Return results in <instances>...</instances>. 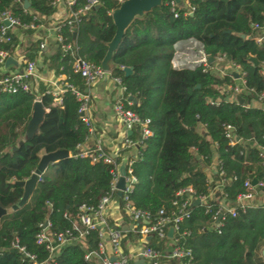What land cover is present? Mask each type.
<instances>
[{
    "label": "trees",
    "instance_id": "1",
    "mask_svg": "<svg viewBox=\"0 0 264 264\" xmlns=\"http://www.w3.org/2000/svg\"><path fill=\"white\" fill-rule=\"evenodd\" d=\"M13 1L0 0V15L10 12L21 26L40 27L55 13V0H27L30 8L26 12L23 5ZM123 1L99 0V6L82 18L74 31L61 27L63 41L47 58V70L63 76L64 83L84 90L82 79L73 73V64L81 59L101 67L115 32L111 14ZM84 3L79 0L78 6ZM188 3L193 8L191 15L176 8L174 18L170 1L166 0L161 7L136 18L110 61L112 77L120 78L125 87L123 97L131 99L132 105L127 108L150 121L152 137L143 141L132 160L130 169L136 184L126 196L135 209L152 217L161 210L170 213L179 191L190 188L195 197L202 198L220 180L222 192L231 202L243 192L247 179L263 183L259 191L264 197V164L256 148L264 149V110L245 107L264 93V76L260 74L264 40L257 45L254 39L259 31L253 29V25L264 29V0ZM21 31L29 36L33 33ZM8 35L10 41L0 42V50L13 57L18 41L11 30ZM189 38L200 42L210 57L225 54L241 67L246 88L253 91L243 106L230 103L213 108L206 104L207 99L218 97L217 87L228 79H215L200 69H172L175 44ZM39 45L38 41L30 43L24 51V62L35 61L37 53L42 52ZM251 60L256 61V66ZM122 67L130 68L132 73L125 77ZM47 90L39 84L37 93L0 94V209L7 210L21 200L23 189L16 183L30 178L42 155L57 151H67L69 155L46 169L25 206L0 217V264H27L18 248L34 255L38 263L47 264H94L84 262V255L98 251L97 230L84 237L86 249L79 243L66 245L52 259L44 246L35 243L39 226L46 222L50 234L71 230L81 206L96 207L110 192L114 172L113 166L76 157L88 135L78 115L79 103L65 90L61 107L53 106L52 97L45 95ZM36 96H40L45 114L37 132L26 139ZM224 125L232 126L239 139L234 147L224 137ZM136 137L132 133L128 139ZM116 164L121 161L116 160ZM216 196L220 197L218 193ZM117 200L122 221L131 225L124 213V202L118 197ZM208 214L204 206H192L189 218L179 225V245L191 250L192 264H264L260 253L264 247V204L238 212L235 218L227 216L219 235L209 230L212 221ZM107 223L109 228L122 231L112 221ZM134 238L131 231H122L124 252L126 243ZM165 241L168 240L151 238L146 245L162 252ZM158 264L184 263L160 258Z\"/></svg>",
    "mask_w": 264,
    "mask_h": 264
},
{
    "label": "built area",
    "instance_id": "2",
    "mask_svg": "<svg viewBox=\"0 0 264 264\" xmlns=\"http://www.w3.org/2000/svg\"><path fill=\"white\" fill-rule=\"evenodd\" d=\"M27 0H14V4H24ZM170 1L171 12L174 18L177 17L176 8L184 10V15H191L193 8L188 1H182L176 5L172 0ZM63 3L67 10V18L58 22L53 31L57 44L62 43L60 35L61 27H68L70 31H74L77 24L93 9L99 6V0H85L83 6H78L79 0H55L54 8L58 4ZM24 9V7H23ZM29 9H24L28 11ZM41 27L21 26L17 19L11 17L10 12H4L0 15V42L8 43L11 37L6 36L9 30H33L37 31ZM254 30H260L258 25H253ZM11 35H13L11 33ZM39 49H44L45 45L43 38L39 37ZM262 39H255V43L260 45ZM63 49H69V46H63ZM10 58L7 52L0 50V68L5 65L6 60ZM173 70L194 71L200 69L202 73L207 74L215 79H228L226 83L217 87L218 97L215 99H207L206 104L213 108H218L224 104L236 102V97L243 99V105L246 97H250L253 91L246 88L244 79V72L241 67L230 59L225 54H217L210 57L204 51L203 46L197 40L189 38L185 41L177 42L174 46V53L170 61ZM125 68H120L123 72ZM73 73L79 75L83 81L84 90H80L71 85L64 83L65 78L59 76L62 80L59 81L57 87L48 89L45 95L52 97V105L61 107L62 94L65 90H69L79 103L78 115L87 127L88 134L93 132L88 111L90 105V98L88 91L98 81L106 78L110 79L112 84L120 90L122 96L117 100L113 106V115L115 119L121 124L124 131L136 133L135 140L124 139L123 149L138 150L143 145V141L152 137V132L149 129L150 121L148 119H141L127 107L132 105L130 98H124L125 87L120 78L112 77L111 70L106 72L101 67L94 66L81 59H76L73 64ZM260 74L264 76V63L261 65ZM37 78V71L34 62H25L23 67L14 73H0V94H16L19 91L31 92V81ZM34 102H40V96H36ZM238 105V104H237ZM242 105V106H243ZM247 109H263L264 110V93L258 95L254 100H251L246 106ZM224 137L228 140V145L234 147L239 143V139L235 136V131L230 125L223 126ZM258 158L264 164V149L258 148ZM193 151V149H191ZM78 158H87L92 162H102L105 165L113 166L112 182L110 192L99 201L96 207L81 206L75 217V223L71 230L59 234H50L48 232L49 223L40 225V230L35 236V243L39 246H44L52 259L58 251L66 246L79 243L82 249H86L83 242L84 237L90 231L97 230L99 232V245L97 252H86L84 255V262H94V264H130L129 258L122 249V231L119 229H111L107 223V210L111 200L117 193L116 184L119 179V168L121 165L116 164L117 157L110 156L106 151L97 146L94 149H87L78 151ZM126 185L125 191L122 193V201L124 202V213L126 217L131 220V233L136 237L138 243L146 244L147 238H156L158 241L169 240L171 242L168 251H158L150 247H144L140 250L136 258H142L150 264H158L160 258L169 260H178L184 264H192L193 256L189 249H184L179 245V225L182 221L190 216L191 207L195 201H199L200 205L206 208V212L210 213L211 224L209 230L216 234L221 233L224 226V221L227 216L235 218L238 212L245 213L247 210L256 208L264 204V197L260 194L259 189L263 187L262 182L252 184L254 179H247L243 183V192L239 194L234 201H230L227 195L222 192L223 180L216 182L209 190L207 196L197 198L194 196L190 188L179 191L175 200L172 202L173 210L166 213L164 210L158 212L156 217L145 211L135 209L129 202L127 194L132 192L133 186L136 184L135 178L131 175L132 160H127L125 163ZM216 172V170H214ZM214 172V173H215ZM223 173L219 171V176ZM220 197L217 198L216 194ZM213 203L214 206L211 204ZM214 208L215 210L211 213ZM212 209V210H211ZM172 230L171 237H168V232ZM105 240L108 245V251L105 249ZM27 261V264H47L38 263L36 257L24 251L23 248H18Z\"/></svg>",
    "mask_w": 264,
    "mask_h": 264
},
{
    "label": "crops",
    "instance_id": "3",
    "mask_svg": "<svg viewBox=\"0 0 264 264\" xmlns=\"http://www.w3.org/2000/svg\"><path fill=\"white\" fill-rule=\"evenodd\" d=\"M66 18L67 10L65 5L61 3L56 6L54 15L48 18L44 22V25L40 26V29L33 31L32 35H25L20 29L11 30V33L18 41V47L14 51L13 57L10 56L16 65L3 66L0 68V73H14L19 71L26 62L23 61L24 51L29 47L30 43L37 41L41 42L39 37H42L45 47L41 50L42 52L37 53V57L34 61L37 78L31 81L32 89L37 93L39 84H42L47 89L57 87L62 78L55 76L53 72L47 70V58L54 53L57 45L53 29L58 22ZM258 31L259 33L255 36V39H262V44L264 40V29ZM109 68L111 70L110 65ZM87 93L90 98L88 116L93 127V132L87 135L85 143L78 148V151L94 149L100 146L110 156L117 157V160H120L121 164H124L127 160H134L137 157V150H124L122 147L124 139L131 136L132 132L128 135L129 132L124 131L121 124L113 115V106L122 96L120 90L112 84L110 79L104 78L91 86ZM208 173H211V171ZM107 218L121 227V229L125 228L124 231H130V223L126 224L122 221L117 195L109 204ZM170 241V238L168 241H165V248L163 251L166 252L170 249ZM104 245L106 251H108L106 240ZM144 247L148 246L138 243L136 237L132 242L126 243L125 254L128 256L130 264H150L140 257L136 258L140 250ZM260 253L264 259V247L261 248Z\"/></svg>",
    "mask_w": 264,
    "mask_h": 264
},
{
    "label": "water",
    "instance_id": "4",
    "mask_svg": "<svg viewBox=\"0 0 264 264\" xmlns=\"http://www.w3.org/2000/svg\"><path fill=\"white\" fill-rule=\"evenodd\" d=\"M166 0H125L120 3L119 7L114 10L111 14V19L113 26L115 27L114 35L111 39V41L107 44V51L104 56V59L101 63V68L108 72L110 70L109 65L112 58V54L117 50L119 47L124 34L126 30L129 28L131 23L136 18H141L145 14L150 13L156 8H159L162 6V4ZM176 5H179L182 1H188V0H172ZM24 9H29V3L28 1H24L23 4ZM241 38H243L241 36ZM254 66H256V61L251 60ZM16 65L12 58H8L5 62V67L9 65ZM124 76L128 77L132 70L130 68H125L123 70ZM86 92H88L86 90ZM131 100V99H130ZM236 102L239 106L243 105V99L239 96L236 97ZM135 103V102H133ZM45 114V110L43 109L40 102H34L32 114L30 121L26 128V139L31 138L36 132L37 129L43 119V116ZM131 132L128 133L130 135ZM21 144V143H20ZM69 155L67 151H57L51 154H44L40 157L38 166L36 170L32 173L29 179L25 181L17 182L16 185L20 186L23 189V196L21 200L11 208L7 210L0 209V217L12 214L13 212L17 211L19 208H22L27 203L28 199L32 195L41 175L46 171V169L49 166H54L58 162L68 159ZM217 163V160H214V164ZM256 180L252 181V184L255 185ZM125 185H126V172H125V165L121 164L119 168V179L116 184V190H117V197L121 198L122 193L125 191ZM200 205V202L197 200L193 203V206ZM123 228L122 230H124ZM172 230L168 232V237H171ZM147 241H150V238H147Z\"/></svg>",
    "mask_w": 264,
    "mask_h": 264
}]
</instances>
